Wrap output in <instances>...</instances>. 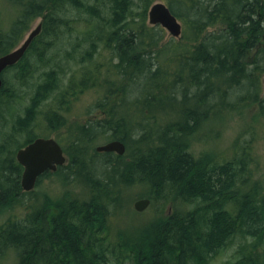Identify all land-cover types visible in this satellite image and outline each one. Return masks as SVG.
I'll use <instances>...</instances> for the list:
<instances>
[{
    "label": "trees",
    "instance_id": "trees-1",
    "mask_svg": "<svg viewBox=\"0 0 264 264\" xmlns=\"http://www.w3.org/2000/svg\"><path fill=\"white\" fill-rule=\"evenodd\" d=\"M1 1L16 14L6 25L0 16V56L18 45L36 18L42 20L23 57L1 76V141L14 142L8 126L13 133L26 132L18 149L43 137L32 127L39 122L40 104L53 92L59 101L47 106L44 124L49 131L61 127L62 100L91 80L97 86L93 72L79 81L71 74L62 87L63 49L57 48L62 38L72 46L66 54L83 44L92 51L104 45L117 61L118 78L104 85L97 103L103 116L78 127L77 139L64 146L71 158L54 173L71 174L85 196L45 198L1 226L0 264L13 257L15 264H211L235 240L223 264L264 262V184L249 178L247 151L228 160L198 159L186 139L218 112L255 105L264 116V0H167L184 29L178 40L163 42L162 30L145 24L150 0H141L136 16L132 0ZM77 21L81 30L73 25ZM208 28L214 29L205 32ZM35 71L38 81L21 105L20 93ZM125 74L129 81L117 84ZM160 119L164 123L155 128ZM98 137L123 142L125 153L88 154ZM21 172L14 158L5 160L1 204H18L29 193L21 189ZM136 184L148 187L145 197L155 216L131 234L115 235L111 217L124 189Z\"/></svg>",
    "mask_w": 264,
    "mask_h": 264
},
{
    "label": "rangeland",
    "instance_id": "rangeland-1",
    "mask_svg": "<svg viewBox=\"0 0 264 264\" xmlns=\"http://www.w3.org/2000/svg\"><path fill=\"white\" fill-rule=\"evenodd\" d=\"M132 1V9H134L133 15L136 16V14L142 12V7L138 6V4L140 5L141 0ZM155 2H162L166 5L168 4L167 0H150V4ZM148 9L149 6L147 7V11ZM15 14L16 10L14 7L0 0V16L6 18H4L5 25ZM40 21L41 17L35 19V21L29 26V29L25 32L21 41ZM179 21L182 24L183 31L184 25L181 20ZM145 24L147 26L156 27L157 30H162V42L172 38L168 32L160 26H152L148 23V20H146ZM73 25L79 30L83 28L81 27L83 23L80 21L73 23ZM213 29L214 28H208L205 32ZM77 38V32H74L71 35V43H76ZM66 40L67 38H62L57 44V48L59 47L60 49H63L59 52L65 73V75H63L65 84L62 87L66 86L71 74H74V79L79 81L83 75H91L93 72H95L94 78L96 76L95 80L97 86L93 84L94 80H91V83L88 84L85 89L78 91L77 94L72 96H67L65 100H62V103H64L63 107H65V109L61 110V113L64 115L66 120L61 127L52 131H49V129L45 126L43 113L48 105L53 107L56 106L59 101V99H57L59 94L53 92L49 96L48 100L40 104L38 111L41 113L38 114L37 118L39 122L32 127L34 128L33 131H35L36 136H50L58 139L63 145V148L64 146H69V139H77L75 135L77 134V129L80 125L87 124L88 121H90L89 119H91V121H95L94 119L103 116V112L105 111L104 109L97 108V103L100 102L103 97V93L106 92L104 90V85L108 79L114 77L118 78L115 74L118 72L116 67L117 61L113 60L111 51L106 49L104 45L99 44L96 50L92 51L91 48L89 49L87 44H83L76 47L73 53L66 54V51L72 48V46L66 45ZM152 49L155 48H151V50ZM97 66L99 67L97 68ZM38 74L39 71H35L28 82V86L23 87L20 93L22 97L21 101L23 103L21 105L28 103L27 99L30 94L29 91L33 88L34 83L38 81ZM3 75H5L4 71L1 76ZM129 78L130 76L125 74L123 78H119L120 81H118L117 84H123L127 80L129 81ZM129 94L130 96L132 95L131 92H129ZM120 95L121 93H118V96ZM110 106L111 105H109V107ZM122 108H124V106ZM19 111H21V109ZM21 112L18 113L21 114ZM169 118L173 119V116ZM161 119L155 124V128L164 123L165 119ZM135 125L137 126L138 123H132L130 126ZM6 129L8 136H12L11 139L14 142L7 143L6 140H0V145L3 144V151L2 153L0 152V169L4 165L7 158H14L15 162L18 164L14 152H16V150L27 140L25 137L26 132L25 134L20 131L13 133L11 126H8ZM186 139L189 144L190 152L198 159L209 158L215 161L228 160L236 153H239L240 150L245 148L244 150L247 151L246 156L248 157L247 161L249 162V178H251L252 181H258L264 184V116L260 113L258 106H247L235 109L234 111H225L213 114L207 121L202 122L199 129H196L192 134L187 136ZM108 141V139L103 137L93 139L92 143L90 142L91 145H88V154H95V148ZM147 192L148 187L145 184H136L124 189L121 205L111 217V233L116 235L118 232L122 231L125 233L126 231V233L131 234L132 232H135L136 229L143 227L155 216L153 206L148 207L143 212H137L133 208V203L138 199L146 198L145 196L148 195ZM84 193L85 191L83 188L72 180L71 174L68 175V178H66L65 173L56 175H54V173H49L41 178L33 191L21 194L22 196L19 197L20 201L18 204L11 205L0 203V227L7 223L10 219L13 220L14 218L24 216L28 212H26V210L30 208L33 202L38 204L45 198L56 202L62 200L68 195L85 196ZM237 244L238 240H235L234 244L217 256L211 264H223L228 261L237 247ZM4 264H15L14 257L10 259V262L7 261L4 262ZM261 264H264V262L262 261Z\"/></svg>",
    "mask_w": 264,
    "mask_h": 264
},
{
    "label": "water",
    "instance_id": "water-1",
    "mask_svg": "<svg viewBox=\"0 0 264 264\" xmlns=\"http://www.w3.org/2000/svg\"><path fill=\"white\" fill-rule=\"evenodd\" d=\"M148 23L152 26L158 25L164 28L173 38L178 39L181 36V24L168 6L162 2H155L150 6L148 10ZM40 30L41 24H37L17 47L0 56V89L2 87V72L8 67L15 65L23 57ZM95 151L115 153L122 156L125 153V145L119 140H112L97 146ZM15 158L23 168L20 178V186L23 192L32 191L38 178L45 172H55L59 166L66 163V158L63 155L61 147L53 138L34 139L17 150ZM149 205L150 199L142 198L133 203V208L137 212H143Z\"/></svg>",
    "mask_w": 264,
    "mask_h": 264
},
{
    "label": "flooded vegetation",
    "instance_id": "flooded-vegetation-1",
    "mask_svg": "<svg viewBox=\"0 0 264 264\" xmlns=\"http://www.w3.org/2000/svg\"><path fill=\"white\" fill-rule=\"evenodd\" d=\"M43 138H50V136H43ZM52 138V137H51ZM60 146H61V148H62V150H63V153H64V148H63V145L61 144V142L58 140V139H56V138H53ZM102 153H105V152H102ZM64 157L65 158H71V157H69V156H67L65 153H64ZM62 167V166H61ZM60 167H58L57 168V171H58V169H59ZM56 171V172H57ZM46 173V172H45Z\"/></svg>",
    "mask_w": 264,
    "mask_h": 264
},
{
    "label": "bare ground",
    "instance_id": "bare-ground-1",
    "mask_svg": "<svg viewBox=\"0 0 264 264\" xmlns=\"http://www.w3.org/2000/svg\"><path fill=\"white\" fill-rule=\"evenodd\" d=\"M41 21H42V20H41ZM20 89H21V88H20ZM29 92H30V91H29ZM28 94H29V93H28ZM29 95H30V94H29ZM30 96H31V95H30ZM18 193H19V192H18ZM27 199H28V198H27ZM27 203H28V202H27ZM33 203H34V202H33ZM150 203H152V202H150ZM22 205H23V204H22ZM22 205H21V206H22ZM30 205H31V204H30ZM31 207H32V206H31ZM24 208H25V207H24ZM27 208H28V206H27ZM108 215H109V214H108ZM10 220H11V219H10ZM10 220H9V221H10ZM116 233H117V232H116ZM148 233H149V232H148ZM121 235H122V234H121ZM123 235H124V234H123ZM137 239H138V237H137ZM123 242H124V241H123ZM132 242H133V241H132ZM136 243H137V242H136ZM131 244H132V243H131ZM132 248H133V247H132ZM218 256H219V255H218ZM216 257H217V255H216ZM213 258H214V257H213Z\"/></svg>",
    "mask_w": 264,
    "mask_h": 264
}]
</instances>
